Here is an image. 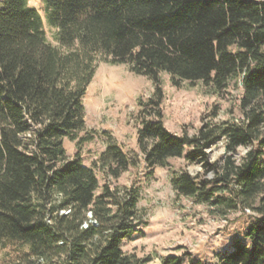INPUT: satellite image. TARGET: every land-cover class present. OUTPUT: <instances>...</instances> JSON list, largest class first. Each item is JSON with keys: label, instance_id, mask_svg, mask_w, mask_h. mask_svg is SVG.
<instances>
[{"label": "trees", "instance_id": "16d2710c", "mask_svg": "<svg viewBox=\"0 0 264 264\" xmlns=\"http://www.w3.org/2000/svg\"><path fill=\"white\" fill-rule=\"evenodd\" d=\"M0 0V250L2 264H149L122 250L142 221L138 190L113 188L135 165L110 146L91 167L65 141L91 140L83 99L99 62L153 80L202 83L216 95L241 82L239 122L203 124L179 136L144 120L146 167L173 158L204 178L175 173L179 195L226 210H252L246 242L212 264H264V0ZM225 141L211 162L208 151ZM241 147L249 150L237 163ZM213 179H208L207 174ZM106 183L101 186L98 175ZM161 264H203L168 256Z\"/></svg>", "mask_w": 264, "mask_h": 264}, {"label": "rangeland", "instance_id": "374dc122", "mask_svg": "<svg viewBox=\"0 0 264 264\" xmlns=\"http://www.w3.org/2000/svg\"><path fill=\"white\" fill-rule=\"evenodd\" d=\"M30 5L41 14L48 41L59 47L54 38L56 31L46 24L41 0H31ZM241 93L240 81L216 95L202 83L184 82L176 87L170 76L163 74L156 84L133 74L126 65L98 63L83 99L86 127L80 136L91 140L81 146L66 140L65 149L69 158L79 155L87 167L97 163L110 146L119 147L136 163L118 179H109L113 188L132 186L138 190L137 207L143 224L123 241L124 253L150 259L149 264H161L168 256L212 264L236 241L246 242V230L256 213L249 209L230 211L222 206L199 204L179 195L172 182L175 173L185 171L193 177L204 178L201 165L173 158L165 167L148 168L138 145V132L145 119L161 121L171 133L191 137L209 122H239ZM225 144L222 141L208 151L211 162L225 155ZM248 150V147L238 149L234 155L237 163ZM98 177L103 186L106 180L102 174ZM206 178L213 179V175L207 174ZM6 253L0 250V264Z\"/></svg>", "mask_w": 264, "mask_h": 264}]
</instances>
